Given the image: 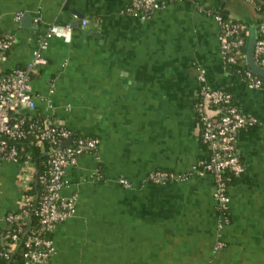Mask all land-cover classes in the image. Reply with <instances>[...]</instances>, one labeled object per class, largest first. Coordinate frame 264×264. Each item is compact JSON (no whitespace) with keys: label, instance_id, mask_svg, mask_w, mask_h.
<instances>
[{"label":"crops","instance_id":"obj_1","mask_svg":"<svg viewBox=\"0 0 264 264\" xmlns=\"http://www.w3.org/2000/svg\"><path fill=\"white\" fill-rule=\"evenodd\" d=\"M129 1L0 0V30L15 36L0 71L24 65L47 43L46 62L30 79L29 113L99 138L95 151L65 167L60 196H74L73 211L55 224L54 252L43 264H264V87H248L222 59L218 24L206 10L222 6L258 26L264 0L158 1L146 16L125 10ZM50 23H70L71 39L48 35ZM201 69L258 119L237 137L245 170L228 187L226 222L210 174L146 176L157 167L190 170L202 153ZM20 169L0 162V215L17 206Z\"/></svg>","mask_w":264,"mask_h":264},{"label":"built area","instance_id":"obj_2","mask_svg":"<svg viewBox=\"0 0 264 264\" xmlns=\"http://www.w3.org/2000/svg\"><path fill=\"white\" fill-rule=\"evenodd\" d=\"M132 1L134 2V10L132 12L137 14V11L141 9L152 11L158 5V1L163 4L166 0ZM213 15L218 24L217 39L221 57L232 69V64L236 63L240 55H243L241 48H245L247 36L245 37L241 34L242 24L225 20L218 13H213ZM81 22L86 24V19H82ZM72 28L70 23H50L47 34L69 41ZM14 42L15 36L13 34H0V55L9 50ZM46 47V41H41L39 47L33 50L32 56L27 63L13 68V72L10 74L0 75V162L3 159H7L20 164L21 168L18 180L20 196L17 206L7 209L0 215L1 240H4L5 237L10 238L2 247L0 246V264L6 263L16 246L17 240L20 238V234L23 235L21 239L23 238L27 247L23 253L25 264H43L54 252L52 237L41 236L37 230L42 231L41 229L50 228L72 214L74 196L68 199H63L60 196V189L64 184L65 167L75 163L80 153L89 148L97 147L99 143V138L97 137H78L75 140L76 145L71 141L68 146H61L66 139L71 137L70 130L49 118L34 117V121L41 122L37 127L30 124V130L37 131L36 133L40 134V138H52L53 143H58V146L49 153L47 166L44 170L39 173L34 169L30 161H18L13 147L6 150L7 140L19 138L24 133L22 127L23 117L14 118V114L17 112H29L35 107V96L31 91L30 73L38 65L46 62V58L43 55V50ZM254 58L260 65L264 63V17L257 26ZM237 71L241 73L240 76L245 80L248 87H264V78L248 67L244 70L237 69ZM198 81L196 114L199 125V142L205 145L210 156L198 157L191 171L209 173L213 177V196L217 207L226 208L228 207L230 196L227 192V185L225 184L222 171L230 169L239 173L243 169L244 165L239 158L237 146L238 131L246 124L258 122V119L255 115L244 113L240 106L232 101V92L223 88V86H211L208 84L205 79L204 69L200 70ZM174 173H169V176L176 179L187 178L184 172ZM166 175L165 171L151 170L152 181L164 180ZM33 180L39 181L44 187V192L40 195L41 204L36 209L40 215V225L38 226L40 229L23 231L22 227L18 226L10 232L6 227L18 218L25 216L29 210L26 204L31 199L26 197L22 191ZM119 181L123 185L130 186V183L124 178H120ZM221 216L225 222L228 221L227 216L224 214H221ZM220 245H222V242H219L217 246ZM207 264L212 263L208 261Z\"/></svg>","mask_w":264,"mask_h":264},{"label":"trees","instance_id":"obj_3","mask_svg":"<svg viewBox=\"0 0 264 264\" xmlns=\"http://www.w3.org/2000/svg\"><path fill=\"white\" fill-rule=\"evenodd\" d=\"M173 1V0H171ZM252 2L256 3V0H251ZM125 10L132 12L134 10V2L133 1H129L127 3V5L125 6ZM206 10L208 12L211 13H218L222 16L223 19L225 20H230V21H234V22H238L240 24L243 25V29L241 30V34L244 35L245 37L248 34V28L249 25L247 23L244 22H240L237 19H234L232 17H230L229 15H227V13H225V10L223 9L222 6H218L216 8H210V7H206ZM260 10L263 12L264 11V7L260 6ZM151 11H145L144 9L138 10L137 14L138 15H148L150 14ZM0 34L2 35L3 32L0 30ZM242 52L243 55H240L236 61V63L232 64V69L233 72L236 74L241 75L240 72L237 71V69H241L244 70L245 68H247V65L245 63V59H244V48L242 47ZM8 51V50H7ZM6 52V51H5ZM262 65H264V63H261ZM13 72V69L10 70H4V71H0V75H4V74H10ZM238 72V73H237ZM34 71H32L30 73V78L33 75ZM223 88L227 89L228 91L232 92V101L240 106V103L238 102V100L235 98V95L232 91L231 87L228 86H224ZM198 100H195V105L197 107ZM22 116L24 119V122L22 124L23 127V135H21V137L16 138V139H9L7 140V147L6 150H9L10 147H13L16 151V159L18 161H24V160H28L32 163V166H34V169H36V171H38L39 173H41L44 168L47 166V160H48V156L49 153L58 146V143H53L52 142V138H40V134L36 133L37 131L35 130H30V124H33L34 127H37V125L40 124V122L34 121V116H32L29 112H21V113H16L14 114V118L15 117H20ZM13 118V119H14ZM44 118H49L52 121H55L57 124H59L60 126L66 127L67 129L70 130V136L72 138V142L75 144V140L78 137H97L95 135H89V134H80L77 132H74L72 129H70L67 125L58 122L57 120H55L53 117L51 116H44ZM258 125V122L252 123V124H246L243 127H241L238 131V135L241 134L242 132L245 131H250L253 128H255V126ZM98 138V137H97ZM73 144V145H74ZM76 145V144H75ZM74 145V146H75ZM200 145L202 147V153L198 156V157H205V156H210L209 151H207L205 145L200 142ZM96 147L93 148H89L85 151L88 152H93L95 151ZM206 149V151H205ZM84 151V152H85ZM239 158L241 160V156L239 153ZM242 162V160H241ZM243 163V162H242ZM244 167L243 169L239 172L236 173L230 169H224L222 171V175L225 179V184L227 185V192H228V187L230 184L237 182L239 179L243 178L242 173L244 172ZM153 171H165V173L167 174L166 177L164 178V180L167 179H176V178H172L169 176V173H174L175 171L168 169V168H155L153 169ZM181 172V171H180ZM185 173V175L187 177H189L192 173L191 169L190 170H186V171H182ZM177 172H175L174 174H176ZM209 174V173H208ZM147 179L148 180H152V176H151V171H149L147 173ZM23 194L28 197L29 199H31V201H27L29 210L27 211L26 215L23 217L18 218L17 220H15L14 222L10 223L6 228L11 232L15 227L21 226L23 231H29L30 229H40L38 226L40 225V215L38 214V212L36 211V209L39 208L41 201H40V195L44 192V187L43 185L37 181V180H33L30 181L29 185L23 189ZM229 193V192H228ZM25 206V205H23ZM218 211L220 214H224L225 216L228 217V221L230 220V213H229V207L226 208H221L218 206ZM56 224V223H55ZM51 226L50 228L47 229H41L42 231H38L39 234L41 236H45V237H52L53 238V232H54V226ZM21 237H23L22 234H20V238L17 240L16 242V246L13 250V252L11 253V255L9 256L8 260L6 261L5 264H25V258H24V252L26 251L27 247L23 241V238L21 239ZM2 237H0V246L2 247L5 242L7 240H10L9 237H5L4 240H1Z\"/></svg>","mask_w":264,"mask_h":264},{"label":"water","instance_id":"obj_4","mask_svg":"<svg viewBox=\"0 0 264 264\" xmlns=\"http://www.w3.org/2000/svg\"><path fill=\"white\" fill-rule=\"evenodd\" d=\"M257 26L250 25L248 28V34L246 44L244 48V59L247 67L254 73L264 78V65H260L254 58V45L256 40ZM71 137L66 139L61 146H68L71 143Z\"/></svg>","mask_w":264,"mask_h":264}]
</instances>
